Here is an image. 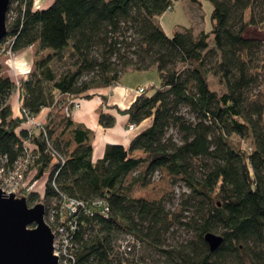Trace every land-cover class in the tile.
Returning a JSON list of instances; mask_svg holds the SVG:
<instances>
[{
    "label": "trees",
    "instance_id": "1",
    "mask_svg": "<svg viewBox=\"0 0 264 264\" xmlns=\"http://www.w3.org/2000/svg\"><path fill=\"white\" fill-rule=\"evenodd\" d=\"M178 1L53 0L38 9L33 0H10L15 9L0 43L13 53L32 47L35 58L18 85L0 66V157L11 166L28 142L33 179L47 175L43 195L28 194V203L60 195L82 203L67 264H149L145 249L163 264H264V36L243 35L264 29V0H205L211 32L188 27L168 35L159 19ZM148 70L157 71L159 84L143 87L119 112L126 129L149 125L127 146L107 144L94 161L92 132L63 108ZM209 75L222 92L210 88ZM15 91L23 115L13 118ZM43 109L47 139L29 137L25 115ZM98 123L110 129L115 117L101 111ZM51 151L64 162H54ZM158 170L187 190L174 210L163 199L131 196ZM174 227L193 239L166 247ZM208 233L223 238L214 252Z\"/></svg>",
    "mask_w": 264,
    "mask_h": 264
},
{
    "label": "rangeland",
    "instance_id": "2",
    "mask_svg": "<svg viewBox=\"0 0 264 264\" xmlns=\"http://www.w3.org/2000/svg\"><path fill=\"white\" fill-rule=\"evenodd\" d=\"M14 7H15V4L13 5L10 4L11 10H10V13L7 14L6 18L11 19L13 17V13H14L13 9H15ZM211 12H212V6L208 1L202 0L200 6H198L194 3L189 2L188 0H179L178 2L173 4V7L171 10L167 11L165 14H163L160 17L159 22L164 32L168 35H171L174 31H178V30H181L183 28H188V27L193 30L194 34H197L202 29L205 32L209 33L212 30ZM243 35L245 37H256V38L262 37L264 36V29L259 30V29L250 28L246 30ZM14 56H16V54L10 55V56H2L0 58L1 70L3 69V66L5 65L4 64L5 62H8L11 65L12 61L14 60ZM8 71H9L8 73L12 72L9 67H8ZM142 72L147 73L146 76L149 78V80H151L150 83L159 84V77H158L157 71L148 70L146 72L145 71H142ZM131 73L132 72L126 73L125 79L133 77L131 76L132 75ZM3 75L7 76L6 73H3ZM10 77L14 82L18 81V79L20 78V77H14V76H10ZM208 81H209V86L212 90H215L217 92L223 91V87L217 84L216 80L211 75L208 76ZM8 103L10 105L11 115L13 118L23 115L21 114V111H20L18 91H15L10 96ZM80 106H79V109H80ZM24 123H25V120H24ZM60 130H61V127L56 128L55 133L58 134ZM32 165L33 164H31L27 168V170L23 172L22 185L30 184L26 182L35 180L33 179L34 170L31 169ZM11 176H9L8 178H4L5 182L9 186H12L10 183L11 178H12ZM46 177L47 175L46 176L44 175L41 179H39L34 187L33 192L37 194V197L38 195L40 196L43 195V188L47 181ZM128 179H130V177ZM146 179H148L149 184L145 186L142 184H137L134 187L133 192L131 193L132 197L143 198L149 201L151 200L158 201V200L163 199L166 202L165 208L168 210H174L177 204L179 203L180 194L183 192L187 193V190L184 188L182 183L180 182L171 183V178L167 176V174L164 171L158 170L152 175V177L150 178L147 177ZM1 191L4 192V194H6L5 191H3L2 189ZM22 196H26V195H22ZM38 203L40 202L36 201L30 204L28 203V200H27L28 207H33L34 205ZM41 203L44 205V216H45V211L48 210L47 208L48 204L43 203V202ZM49 229L51 228L49 227ZM190 239H193V235L191 232L187 231L183 227H178V228L174 227L171 230V232L167 234L166 236V247L184 243L186 240H190ZM53 244H54V240H53ZM145 251H146L145 252L146 262H148L149 264H163L162 257H160L156 252L152 251L151 249H145Z\"/></svg>",
    "mask_w": 264,
    "mask_h": 264
},
{
    "label": "crops",
    "instance_id": "3",
    "mask_svg": "<svg viewBox=\"0 0 264 264\" xmlns=\"http://www.w3.org/2000/svg\"><path fill=\"white\" fill-rule=\"evenodd\" d=\"M53 0H33L34 8L42 9L51 4ZM14 60L11 65L5 62L2 72L8 77H21L34 68L35 49L26 48L15 53ZM8 67L11 73H8ZM146 72V71H145ZM133 77L125 79V75L121 77L119 83L115 86L105 89H97L89 98L79 99L80 109L72 113V122L74 125L82 124L90 129L91 144L93 148V160L100 159L104 153L107 144H120L127 146L130 140L145 129L149 125V121H144L134 131L126 132V116L119 111L127 109L136 99V90L140 87H147L151 80L144 72H132ZM11 78V77H10ZM114 107V108H113ZM109 112L115 117V125L110 129L102 128L98 123V114ZM49 110L43 109L36 117L45 120Z\"/></svg>",
    "mask_w": 264,
    "mask_h": 264
},
{
    "label": "water",
    "instance_id": "4",
    "mask_svg": "<svg viewBox=\"0 0 264 264\" xmlns=\"http://www.w3.org/2000/svg\"><path fill=\"white\" fill-rule=\"evenodd\" d=\"M10 0H0V42L6 36ZM54 235L44 222V205L28 207L27 197L0 189V264H58L53 254ZM210 252L223 242L221 236L205 234Z\"/></svg>",
    "mask_w": 264,
    "mask_h": 264
},
{
    "label": "built area",
    "instance_id": "5",
    "mask_svg": "<svg viewBox=\"0 0 264 264\" xmlns=\"http://www.w3.org/2000/svg\"><path fill=\"white\" fill-rule=\"evenodd\" d=\"M14 54L15 53H13L9 47V43H0V58L2 56H10ZM16 85H18L17 81ZM143 91L144 88L140 87L136 90V93L138 95L143 93ZM79 106L80 102L77 100L70 101L69 105L63 108V112L66 116H71L75 110L79 109ZM45 124L46 119L41 120L37 119V117H29L25 115L24 127L29 137L34 135L36 136L40 133L44 134L46 137ZM126 131L128 133L134 131L133 126L129 125ZM27 143L28 142L23 143L21 156L15 162H13L11 166L8 165V160L5 156L0 157V176L2 175L0 178V188L5 191L6 194L13 192L15 195H18L19 192H22L23 195L27 196L33 192L34 187L38 182V180H33L26 182L30 184L22 185L23 172L27 170V168L36 158V155L32 153ZM51 154L53 155L54 162H59L61 164L64 162L65 159L63 157L56 155L53 153V151H51ZM9 176L12 177L10 181L12 186H9L4 179L8 178ZM51 187L53 190H55V192H57L54 181H51ZM43 203L48 204V210L45 211L44 222L51 228V231L54 235V255L58 258V264H67L69 260L72 259L69 233L74 230L75 226L73 220L75 219L79 207H82L83 205L82 203L76 201V199H70L64 195H60L59 198L52 197ZM97 205L100 206L101 202H98ZM62 212L65 213V217L63 219L59 218V221L57 222L55 216L62 217Z\"/></svg>",
    "mask_w": 264,
    "mask_h": 264
}]
</instances>
